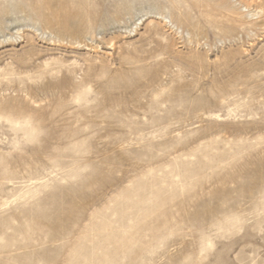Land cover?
Returning a JSON list of instances; mask_svg holds the SVG:
<instances>
[{
	"label": "rangeland",
	"instance_id": "obj_1",
	"mask_svg": "<svg viewBox=\"0 0 264 264\" xmlns=\"http://www.w3.org/2000/svg\"><path fill=\"white\" fill-rule=\"evenodd\" d=\"M262 244L264 0H0V264Z\"/></svg>",
	"mask_w": 264,
	"mask_h": 264
},
{
	"label": "snow or ice",
	"instance_id": "obj_2",
	"mask_svg": "<svg viewBox=\"0 0 264 264\" xmlns=\"http://www.w3.org/2000/svg\"><path fill=\"white\" fill-rule=\"evenodd\" d=\"M207 247L211 248V244H208ZM261 249H262L261 255L262 257H264V244L261 245ZM234 264H254V262L244 259L242 257L238 262H234ZM261 264H264V259L261 260Z\"/></svg>",
	"mask_w": 264,
	"mask_h": 264
}]
</instances>
